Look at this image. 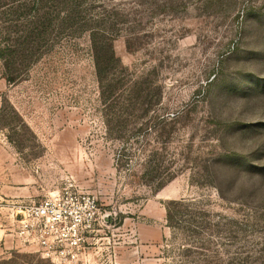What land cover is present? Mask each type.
<instances>
[{
	"label": "rangeland",
	"instance_id": "1",
	"mask_svg": "<svg viewBox=\"0 0 264 264\" xmlns=\"http://www.w3.org/2000/svg\"><path fill=\"white\" fill-rule=\"evenodd\" d=\"M84 5L101 25L50 28L15 81L0 59V264H264V0ZM66 189L104 215L71 263L18 212Z\"/></svg>",
	"mask_w": 264,
	"mask_h": 264
},
{
	"label": "trees",
	"instance_id": "2",
	"mask_svg": "<svg viewBox=\"0 0 264 264\" xmlns=\"http://www.w3.org/2000/svg\"><path fill=\"white\" fill-rule=\"evenodd\" d=\"M86 0H0V14L13 17L15 21L7 22L2 20L0 28H22L17 30L18 36L16 43L10 46L0 42V59L4 66V77L8 82L16 79L15 70L17 69L18 58L24 54L27 59L35 56L40 41L48 35L50 28H95L101 25V20H90L87 18V7L84 5ZM30 15L31 19L18 24L25 15ZM3 38L5 32L0 31ZM92 44L95 49L96 71L102 90L108 93L116 86L117 81L108 83L106 90L103 89V74L108 67V60L117 59L115 57L112 42L106 39H99L92 33ZM100 51V52H99ZM38 54V52H37ZM18 62V63H17ZM23 63V61H21ZM130 103H133L131 98ZM126 110L129 104H123ZM123 109V110H124ZM107 219L109 217L107 216Z\"/></svg>",
	"mask_w": 264,
	"mask_h": 264
},
{
	"label": "built area",
	"instance_id": "3",
	"mask_svg": "<svg viewBox=\"0 0 264 264\" xmlns=\"http://www.w3.org/2000/svg\"><path fill=\"white\" fill-rule=\"evenodd\" d=\"M18 212L24 238L45 256L67 263L79 259L96 224L104 219L93 196L70 189L23 204Z\"/></svg>",
	"mask_w": 264,
	"mask_h": 264
}]
</instances>
